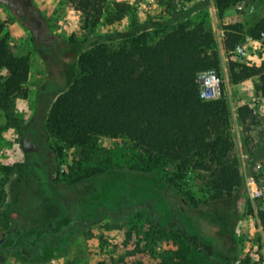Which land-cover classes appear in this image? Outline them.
Masks as SVG:
<instances>
[{
	"label": "rangeland",
	"instance_id": "obj_1",
	"mask_svg": "<svg viewBox=\"0 0 264 264\" xmlns=\"http://www.w3.org/2000/svg\"><path fill=\"white\" fill-rule=\"evenodd\" d=\"M10 1L29 17L33 29L48 27L66 49L71 38H113L111 42L119 45L147 22L160 26L150 29L158 39L180 22L204 21L222 57L221 95L224 92L230 107L232 156L240 162L245 186L236 191L229 225L224 226L212 209L208 174L190 172L178 188L167 186L155 171L136 168L141 151L127 139L95 137L87 157L82 149L43 138L37 125L29 129L38 94L66 92L76 68L69 51L64 60L41 39L35 41L0 1V20L12 50L27 57L31 66L27 98L5 100L0 92V239L5 238L0 264H264V94L257 77L231 83L222 46L224 27L247 30L256 24L264 16V0H239L222 20L213 0H106L102 21L94 30L84 29L83 14L71 0ZM124 6L128 17L109 22L108 16ZM51 51L49 69L46 55ZM234 59L260 66L261 43H247V55ZM5 78L2 71L0 85ZM242 105L253 110L245 125L239 120ZM56 167L60 175L53 183ZM165 193L184 209L179 219L189 234L214 244L213 257L198 253L168 229L176 214ZM152 198L157 199L155 217L146 206Z\"/></svg>",
	"mask_w": 264,
	"mask_h": 264
},
{
	"label": "trees",
	"instance_id": "obj_2",
	"mask_svg": "<svg viewBox=\"0 0 264 264\" xmlns=\"http://www.w3.org/2000/svg\"><path fill=\"white\" fill-rule=\"evenodd\" d=\"M0 1L35 35V41L41 39L43 46H49L63 59L69 51L72 55L69 61L76 68L66 92L38 94L29 129L37 125L43 138L48 141L54 138L65 147L82 149L87 157H90L88 149L94 147L95 137L114 141L127 139L141 151L136 168L147 173L155 171L159 181L167 186L178 188L190 172L208 174L214 202L212 209L219 223L228 224L235 193L245 186V179L239 160L232 156L235 141L224 92L213 101H203L200 97L199 74L215 70L222 75L217 40L204 21L180 22L171 31L162 32L158 39L150 29L160 26L147 22L140 26V33L119 45L111 42L113 38L94 37L82 42L71 38L66 49L48 27L36 31L29 25V17L26 20L10 0ZM71 1L83 14L84 29H96L102 21L106 0ZM213 1L222 20L225 11L239 0ZM128 14V7H119L108 20L119 22ZM224 30L222 46L231 83L239 84L257 77L258 90L264 94V18L247 30L240 25H226ZM46 36L48 40L44 39ZM247 36L261 43L260 66L234 59L236 47L244 43ZM51 54L52 51L46 55L49 69ZM2 71L6 72L0 85L3 99L27 98L29 59L12 50L5 23L0 20V73ZM251 116L253 110L249 105L239 108L242 125ZM59 175L58 168H54L51 181L58 182ZM164 197L176 214L168 229L178 233L198 253L213 257L214 244L189 234L179 219L184 212L181 204L168 193ZM156 201L152 198L146 204L153 217L157 214ZM154 220L157 222L156 218ZM156 225L162 227L160 223ZM23 254L31 256L26 250Z\"/></svg>",
	"mask_w": 264,
	"mask_h": 264
},
{
	"label": "built area",
	"instance_id": "obj_3",
	"mask_svg": "<svg viewBox=\"0 0 264 264\" xmlns=\"http://www.w3.org/2000/svg\"><path fill=\"white\" fill-rule=\"evenodd\" d=\"M264 38V34L262 35ZM247 43H257L247 36L245 42L236 47L237 56L247 55ZM200 97L203 101H213L221 96L222 80L215 70L205 71L199 74Z\"/></svg>",
	"mask_w": 264,
	"mask_h": 264
},
{
	"label": "water",
	"instance_id": "obj_4",
	"mask_svg": "<svg viewBox=\"0 0 264 264\" xmlns=\"http://www.w3.org/2000/svg\"><path fill=\"white\" fill-rule=\"evenodd\" d=\"M4 236H5V234H4ZM4 240H5L4 237L0 239V246H1V244L4 242Z\"/></svg>",
	"mask_w": 264,
	"mask_h": 264
},
{
	"label": "crops",
	"instance_id": "obj_5",
	"mask_svg": "<svg viewBox=\"0 0 264 264\" xmlns=\"http://www.w3.org/2000/svg\"><path fill=\"white\" fill-rule=\"evenodd\" d=\"M262 18H264V16H263ZM262 18H261V19H262ZM144 24H145V23H144Z\"/></svg>",
	"mask_w": 264,
	"mask_h": 264
}]
</instances>
